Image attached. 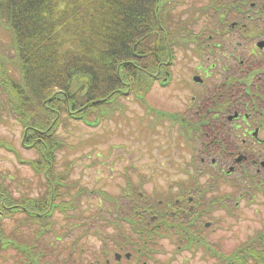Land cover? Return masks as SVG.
<instances>
[{
    "label": "trees",
    "instance_id": "trees-1",
    "mask_svg": "<svg viewBox=\"0 0 264 264\" xmlns=\"http://www.w3.org/2000/svg\"><path fill=\"white\" fill-rule=\"evenodd\" d=\"M169 1L0 0V26L4 28L0 30L4 37L0 43L6 42L0 47V108L10 109L21 125V145L36 156L22 158L14 151L42 177L45 186L36 197H24L13 196L0 184V264H76L75 257L59 258L52 254L50 245H42V239L52 231L55 211L67 213L76 208L78 198L87 191L85 186L76 188L75 181L69 179L72 161H64V166L57 169L58 153L67 143L58 128L65 129L72 121L97 126L118 105L124 107L118 101L120 96L126 92L136 96L137 90L144 95L159 79L160 66L174 51L164 36ZM8 60L14 66H8ZM153 72H158L157 76L152 77ZM106 103L117 106L106 107ZM0 142L11 148V143ZM68 182L75 188L69 196L63 190ZM121 189L120 195H138L127 187ZM101 194H105L109 207H100L90 220L84 217L75 222L82 226L83 233L75 236L71 246L74 251L83 236L92 230L97 234L102 224L110 221L126 241L132 240L130 234L144 232L132 222L131 232L121 231L118 198L106 191ZM128 216L132 217L129 211ZM5 217L15 219L17 226L24 224L30 231L29 240L5 232ZM87 221L98 222L99 226L91 229ZM192 240L199 242L197 237ZM114 242L111 245L104 239V246L110 244L108 250L113 248L115 252L129 247H120L117 237ZM10 249L14 250L12 263L4 253ZM104 254L101 251L92 256L94 263L101 264ZM251 257L259 262L264 255L258 250ZM236 263L244 264L241 250Z\"/></svg>",
    "mask_w": 264,
    "mask_h": 264
},
{
    "label": "flooded vegetation",
    "instance_id": "flooded-vegetation-1",
    "mask_svg": "<svg viewBox=\"0 0 264 264\" xmlns=\"http://www.w3.org/2000/svg\"><path fill=\"white\" fill-rule=\"evenodd\" d=\"M190 5L188 18L179 20V31L167 37L171 45L194 51L199 58L195 72L174 79L171 54L162 72L151 75L165 88H195L188 102L178 98L182 105L168 104L164 111L168 133L182 129L191 145L189 167L173 171L160 162L162 168L148 174L134 170L130 179L148 181L149 194L144 197L142 190L128 185L138 195L126 189L131 193L121 196L128 199L129 210L124 212L119 202L118 215L123 225L131 229L132 222L144 232L128 241L118 235L119 246L129 247L110 250L113 257L102 250L101 264H167L183 250H200L213 264H237L241 250L244 264H264V257L259 262L251 257L258 250L264 255V225L230 249L216 240L208 242L205 235L206 229L223 228L242 206L264 203V0H195ZM175 174L179 177L174 179ZM234 175L236 184H220L221 178ZM172 239L189 241L169 251L159 248L161 240Z\"/></svg>",
    "mask_w": 264,
    "mask_h": 264
},
{
    "label": "rangeland",
    "instance_id": "rangeland-1",
    "mask_svg": "<svg viewBox=\"0 0 264 264\" xmlns=\"http://www.w3.org/2000/svg\"><path fill=\"white\" fill-rule=\"evenodd\" d=\"M176 1H174V4L167 6L168 18H172L170 20L172 22L164 23L166 25L164 33L166 40L167 35L174 34V30L177 31L179 20L184 22V19L188 18L186 13L192 7L190 4L195 2V0ZM187 6L188 11H186ZM171 28L172 31L170 32ZM2 29L4 28L0 26V30ZM2 38L4 39L0 34V40ZM5 46L6 42L0 43V47ZM173 54L175 61L171 68L174 72V79L181 77L186 79L188 75L195 72V64L199 58L193 50L187 49V46L174 45ZM8 66L11 67L14 64L9 61ZM194 92V86L189 90L185 88L172 90L168 87L165 88L160 80L155 81L145 93V96H139V93H137L136 99L134 94L130 92L120 96L118 101L123 103L124 107L121 108V105H118L108 117H103L104 119L102 118L97 126H90L82 121H72L67 128H58L57 132L65 138L67 143L58 153L57 169L64 166V161H72L69 179L75 181L76 188L85 186L87 191L78 198L76 208L68 209L67 213L55 211L52 231L42 239V245L46 247L50 245L51 249L54 250H52V254L55 253L59 258L68 255L75 257L76 264H97L94 263L95 260H92V256L99 255V251L101 252L104 248L108 249V245L115 243L114 239L118 237L119 227L113 226L110 223L111 221L107 224L103 222L105 224H102V230L97 234H94L92 230L90 234L83 236L82 241L78 242V249L82 247V251L79 252L78 249L76 251L71 249L75 236L83 233L82 226L75 222L82 221L84 217L90 220L89 217L95 216L100 207H103V210L109 207L110 203L105 199V194H101V191L104 193L105 191L109 192L117 197L118 201L122 203L121 208L124 212L129 210L128 199L121 196L120 193L121 188H125L132 183L130 178L133 177L134 170H144L145 172L153 169L159 170L162 168L160 162L164 165L163 169L173 171L183 170V166L189 167L190 157L187 152H190L191 145L186 142L182 129L177 132L175 128L176 134L173 131V135L168 133L164 111L168 104L174 105L173 107L182 105L183 103L179 99L188 102L189 96ZM212 94L213 92H210L209 97ZM209 97L207 104H211ZM113 105L117 106L113 103L105 104L106 107H112ZM21 129V125L13 117L10 109L7 111L1 107L0 139L11 143V148H7L0 142V184L13 196L36 197L44 190L45 186L41 183L43 182L41 181L42 177L34 173L26 160H20V156L17 155L18 153L22 158L36 156V152L21 145ZM146 174L148 173L146 172ZM172 176L174 179L179 177L178 174ZM173 178L170 177L168 180ZM235 178L238 179L237 175L229 178L223 177L220 179V184H236ZM241 182L240 180L238 183ZM133 185L136 189L144 192V197L148 196V181L141 183L137 179V182L134 180ZM65 186L63 190L66 191L67 196H69V192L73 193L75 191L70 182L66 183ZM69 214L74 215L75 218L73 219ZM21 216L15 217L19 218ZM87 222L92 226L91 229L99 226L97 221L98 224ZM3 224L5 232H11L17 238L29 240L28 233L30 231L24 224L19 223V226H17L15 219L9 217L4 218ZM262 225H264V203L256 202L246 207L242 206L236 217L224 223L223 228L220 230L206 229L205 235L208 242L216 240L220 242L223 248L230 249L247 235L256 234V230L260 229ZM121 231L128 233L131 232V229L129 226L122 224ZM132 236L130 234L128 237L131 238ZM104 239L110 244L104 246ZM131 239L133 240V238ZM183 243L172 239L170 242L161 240L158 245L160 249L169 251L176 248L177 244L182 245ZM54 244L56 246L52 247ZM4 253L7 255V262L12 263L11 255H14V250L10 249L7 254ZM162 258L165 259L166 256ZM61 260L63 261V259ZM78 260L83 263L78 262ZM112 261L113 258H111ZM213 262L214 260L210 255L204 254L200 250L193 253L183 250L175 260L167 264H213Z\"/></svg>",
    "mask_w": 264,
    "mask_h": 264
},
{
    "label": "bare ground",
    "instance_id": "bare-ground-1",
    "mask_svg": "<svg viewBox=\"0 0 264 264\" xmlns=\"http://www.w3.org/2000/svg\"><path fill=\"white\" fill-rule=\"evenodd\" d=\"M221 260H223V261H226L227 262V258L226 257H221Z\"/></svg>",
    "mask_w": 264,
    "mask_h": 264
}]
</instances>
